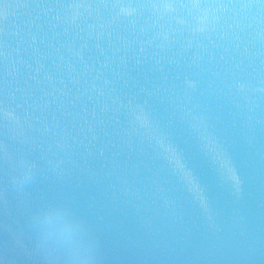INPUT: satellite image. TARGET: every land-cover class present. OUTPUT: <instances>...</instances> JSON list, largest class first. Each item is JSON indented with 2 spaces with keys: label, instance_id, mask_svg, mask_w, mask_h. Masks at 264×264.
Returning <instances> with one entry per match:
<instances>
[{
  "label": "water",
  "instance_id": "water-1",
  "mask_svg": "<svg viewBox=\"0 0 264 264\" xmlns=\"http://www.w3.org/2000/svg\"><path fill=\"white\" fill-rule=\"evenodd\" d=\"M0 264H264V0H0Z\"/></svg>",
  "mask_w": 264,
  "mask_h": 264
},
{
  "label": "clouds",
  "instance_id": "clouds-1",
  "mask_svg": "<svg viewBox=\"0 0 264 264\" xmlns=\"http://www.w3.org/2000/svg\"><path fill=\"white\" fill-rule=\"evenodd\" d=\"M158 144L161 147V149L168 154L169 162L171 163L173 168L177 171V173L188 179L190 190L197 198H199L200 194L197 184L195 180L191 178V174L186 170L185 165L183 164L181 159L177 155H175L174 151L163 141H158Z\"/></svg>",
  "mask_w": 264,
  "mask_h": 264
}]
</instances>
